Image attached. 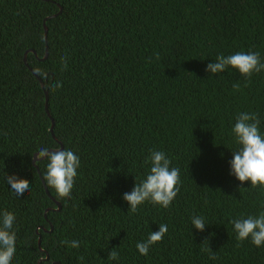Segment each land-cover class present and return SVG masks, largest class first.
Instances as JSON below:
<instances>
[{
  "label": "trees",
  "instance_id": "obj_1",
  "mask_svg": "<svg viewBox=\"0 0 264 264\" xmlns=\"http://www.w3.org/2000/svg\"><path fill=\"white\" fill-rule=\"evenodd\" d=\"M238 51L264 61V0H0V211L16 217L12 264H264V247L237 241L230 224L264 209V188L239 189L228 168L236 114H258L264 131V71H205ZM39 147L80 156L70 199L46 184ZM150 150L180 168V191L169 208L131 214L121 197ZM7 176L26 180L27 194L17 199ZM193 214L210 224L191 229ZM162 223L164 238L140 255L136 243Z\"/></svg>",
  "mask_w": 264,
  "mask_h": 264
},
{
  "label": "clouds",
  "instance_id": "obj_2",
  "mask_svg": "<svg viewBox=\"0 0 264 264\" xmlns=\"http://www.w3.org/2000/svg\"><path fill=\"white\" fill-rule=\"evenodd\" d=\"M238 71L246 79L255 73L264 71V61L259 52L238 51L233 54H218L214 61L207 63L205 71L216 75L229 68ZM36 75L41 77L44 73L39 69ZM57 82L55 87H60ZM261 120L254 112L241 111L234 118L231 134L236 145L231 150V159L228 160L229 175L240 182L238 188L243 187V182L248 181L252 188H264V131L260 127ZM36 157L44 160V180L48 187L60 199H70L72 190L78 178L81 159L71 149H54L39 147ZM147 171L130 191L122 194V200L127 202V210L131 214L138 212L140 206L151 204L160 208H169L180 191L181 170L172 164V160L163 150H150L144 160ZM10 192L21 198L29 191L26 180L15 176L6 177ZM191 229L203 231L210 223L206 217L193 214L190 219ZM232 231L237 241L250 240L256 247H264V209L257 214H247L235 217L230 221ZM16 217L12 212L0 211V264H12L17 252ZM168 232L167 224H160L158 230L149 233L146 239L138 241L135 245L138 253L143 256L149 254L154 244L161 241ZM67 248L79 249L81 241L61 240ZM83 261V257H79ZM107 259L118 262V251L112 250L107 254ZM209 259L216 257L210 254Z\"/></svg>",
  "mask_w": 264,
  "mask_h": 264
},
{
  "label": "water",
  "instance_id": "obj_3",
  "mask_svg": "<svg viewBox=\"0 0 264 264\" xmlns=\"http://www.w3.org/2000/svg\"><path fill=\"white\" fill-rule=\"evenodd\" d=\"M46 36H47V28L45 27V37ZM47 101H48V95H47V92H46V104H45L46 110H48V108H47ZM57 205H58V208L61 206L60 203H58V202H57ZM39 243H40V240H39Z\"/></svg>",
  "mask_w": 264,
  "mask_h": 264
}]
</instances>
